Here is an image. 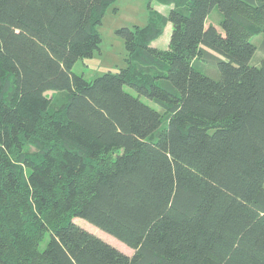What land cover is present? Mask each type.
Masks as SVG:
<instances>
[{"label": "trees", "instance_id": "trees-1", "mask_svg": "<svg viewBox=\"0 0 264 264\" xmlns=\"http://www.w3.org/2000/svg\"><path fill=\"white\" fill-rule=\"evenodd\" d=\"M115 1L0 0V264H264V0H160L87 79Z\"/></svg>", "mask_w": 264, "mask_h": 264}, {"label": "rangeland", "instance_id": "rangeland-1", "mask_svg": "<svg viewBox=\"0 0 264 264\" xmlns=\"http://www.w3.org/2000/svg\"><path fill=\"white\" fill-rule=\"evenodd\" d=\"M150 5L159 10L160 12L167 14L171 6L163 4L160 0H116L106 11L103 21L98 25V30L102 35V42L100 49L95 50L93 56L79 59L74 67L73 71L77 74L84 75L87 79H93L108 71H118L120 68L127 65V51L124 43V39L117 33V29L123 26L136 27L137 25H145L150 17ZM219 9L216 7L210 14V21H213L214 25L224 33L223 28L220 26V18L218 15ZM173 25L168 23L164 34L154 42L155 45L160 48H167ZM252 41L257 46V51L252 58V63L256 65L261 64V59L264 57V35H255L252 37ZM206 64V63H204ZM211 65L213 63L210 62ZM204 69L205 67L202 66ZM215 71L209 72L210 75L218 77L219 70L217 64H215ZM130 92H135L133 89L127 87ZM51 95V92H48ZM150 105L159 109V105L154 103L150 99L143 97ZM74 221L85 227L86 229L96 233L106 241L110 242L114 246L118 247L122 251L132 254L134 249L113 236L112 234L102 230L96 225L90 223L88 220L82 217H75ZM49 235H46L45 239L41 241L40 248L44 249Z\"/></svg>", "mask_w": 264, "mask_h": 264}, {"label": "crops", "instance_id": "crops-1", "mask_svg": "<svg viewBox=\"0 0 264 264\" xmlns=\"http://www.w3.org/2000/svg\"><path fill=\"white\" fill-rule=\"evenodd\" d=\"M209 16H210V15H209ZM209 16H208V18H207V22H206L207 24L212 23V22L210 21V17H209ZM157 40H158V39H157ZM155 41H156V40H155ZM155 41H154V42H155ZM154 42H153V44H154ZM154 45H155V44H154Z\"/></svg>", "mask_w": 264, "mask_h": 264}]
</instances>
